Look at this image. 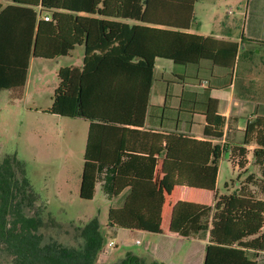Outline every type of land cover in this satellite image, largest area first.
<instances>
[{"label": "trees", "instance_id": "trees-1", "mask_svg": "<svg viewBox=\"0 0 264 264\" xmlns=\"http://www.w3.org/2000/svg\"><path fill=\"white\" fill-rule=\"evenodd\" d=\"M2 2L11 4L3 6ZM193 2L0 0V91L25 86L31 58L54 60L83 46L82 67L58 70L52 104L45 110L89 122L80 199H93L97 172L106 168L105 184L110 186L111 197L130 189L121 208H109L107 228L189 241L200 232H208L202 264H256L248 252H264V201L235 193L218 195L216 178L222 147L145 127L152 117L149 97L157 58L196 69L206 61L231 71L241 59L238 44L233 41L186 32ZM172 3L186 6L185 22L155 17L159 5L169 9ZM95 14L105 19L95 18ZM107 18L143 25L129 26ZM150 24L166 28L147 26ZM177 80L181 86L203 87L206 83L194 76ZM217 105L211 97L203 103V135L207 138L222 136L217 130L223 122ZM253 134L257 147L252 163L261 167L264 178L263 116L247 124L244 144ZM126 153L128 162L122 161ZM238 155L243 165L245 149L238 148ZM139 156L147 158L148 163ZM35 200L38 198L29 190L16 158H0V243L14 254L15 264H95L105 243L98 220L70 225L83 240L79 248L54 241L41 245L36 231L43 226L42 220L24 213ZM45 217L54 226L59 225L48 212ZM142 263V259L127 253L114 264Z\"/></svg>", "mask_w": 264, "mask_h": 264}, {"label": "rangeland", "instance_id": "rangeland-1", "mask_svg": "<svg viewBox=\"0 0 264 264\" xmlns=\"http://www.w3.org/2000/svg\"><path fill=\"white\" fill-rule=\"evenodd\" d=\"M82 55L83 49L77 47L70 56L58 60L35 59L22 89L0 91V158H16L29 190L38 198L32 207L24 209V213L27 217L42 220L43 226L36 231L41 245L54 241L62 246L79 248L83 240L70 225L83 226L96 218L105 243L96 255L95 264L119 263L127 253L142 259V264H202L204 252L201 253L199 247L186 254L188 246H193L190 241L180 243L156 234L107 228L108 210L116 208L121 197L109 199L97 187L92 200L80 199L79 185L89 122L52 115L45 110L52 104L59 68L80 67ZM261 61L257 57L254 68L241 70L238 78L241 88L250 89L256 96L264 94V64ZM218 168L221 186L223 181L233 177L232 168L224 160ZM47 212L59 225L54 226L48 221ZM110 241L117 246L110 248ZM163 248H171V256L162 253ZM0 264H15L14 254L2 242Z\"/></svg>", "mask_w": 264, "mask_h": 264}, {"label": "crops", "instance_id": "crops-1", "mask_svg": "<svg viewBox=\"0 0 264 264\" xmlns=\"http://www.w3.org/2000/svg\"><path fill=\"white\" fill-rule=\"evenodd\" d=\"M184 1L189 2L190 0ZM10 4V2H2L3 6ZM180 6L181 4L172 3L167 7L169 9H163V5H159L156 9L155 17H170L167 18L170 21H174L175 19L185 22L188 15L187 9L186 6H181L182 9H180ZM101 7L102 5L99 4L98 8ZM225 7L227 8L226 10ZM81 15L86 14L81 13ZM181 15H183L182 18L180 17ZM174 16H178V18H173ZM95 18L105 19L96 14ZM107 19L129 26L143 25L124 18ZM147 26L166 28L165 26L151 24ZM186 32L203 37L212 36L215 39L233 41L238 44L241 59L236 62L234 69L231 71L212 66L206 61L201 62L198 67L199 69H196L191 66H175L169 60L157 58L155 60L154 81L149 97L152 117L149 118L145 127L159 133L176 132L183 137L208 141L212 146L216 144L220 145L223 153L218 165L223 160L229 163L232 168L233 177L223 181L220 186L218 180L221 174L218 168L216 178L218 195L235 193L236 195L264 201V178L261 175V167L252 163L253 150L257 147L255 134L250 136L248 144H244L247 124L253 121L256 116L264 117V94H259L260 96L252 95L250 89L241 88L242 86L238 83L240 71L252 70L257 57H260L262 59L261 62L264 64V0H195L193 2L192 19ZM77 47H81L84 54V47L76 46L75 48ZM72 51L68 55L54 60L70 56ZM35 59L31 58L28 73ZM64 67L61 66L60 68ZM69 67L80 69L82 64L80 67ZM183 76L200 77L206 83L203 87L192 85L181 86L177 78ZM205 88L207 89L205 90ZM237 89L239 92H237ZM209 97L217 100L218 113L223 118L222 124L217 128L222 133L220 139L207 138L203 135L206 124L205 117L202 115L204 110L203 103L207 102ZM178 110H182L184 113H180ZM240 147L245 149L243 165L239 164L238 148ZM139 157L144 164L148 163L147 158L144 156ZM129 159L130 157L126 153L123 155L122 161L128 162ZM106 174V168L98 170L95 193L97 187H100L101 191L109 199L121 197V202L116 207L121 208L130 193V189L126 188L119 195L111 197L110 186L105 184ZM133 232L146 233L140 231ZM202 233L203 235H201ZM159 236L173 239L175 242L179 241L180 243L189 241L178 237ZM190 242L193 243V246L191 248L188 246L186 254L190 249L195 247H199L201 253H203L208 243V232H200ZM162 253L171 256L172 249L163 248ZM248 255L256 264H264V252L249 251Z\"/></svg>", "mask_w": 264, "mask_h": 264}, {"label": "built area", "instance_id": "built-area-1", "mask_svg": "<svg viewBox=\"0 0 264 264\" xmlns=\"http://www.w3.org/2000/svg\"><path fill=\"white\" fill-rule=\"evenodd\" d=\"M44 19H45V20H48L49 18L46 16V17H44ZM204 84H205V83H202V86H203ZM135 243H136V244H140V242H139L138 240H136ZM108 246H109L110 248H114V247H116L117 245H116V243H115L114 241H110V243L108 244Z\"/></svg>", "mask_w": 264, "mask_h": 264}]
</instances>
